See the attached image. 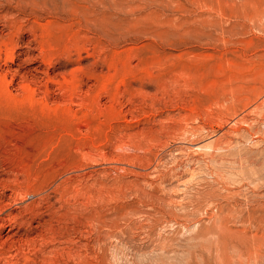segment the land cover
<instances>
[{"label": "rangeland", "instance_id": "rangeland-1", "mask_svg": "<svg viewBox=\"0 0 264 264\" xmlns=\"http://www.w3.org/2000/svg\"><path fill=\"white\" fill-rule=\"evenodd\" d=\"M0 264H264V0H0Z\"/></svg>", "mask_w": 264, "mask_h": 264}, {"label": "bare ground", "instance_id": "bare-ground-1", "mask_svg": "<svg viewBox=\"0 0 264 264\" xmlns=\"http://www.w3.org/2000/svg\"><path fill=\"white\" fill-rule=\"evenodd\" d=\"M69 1H71V0H69ZM67 2V1H66ZM3 7V6H2ZM66 95V94H65ZM64 94H63V96H65ZM76 98V97H75ZM70 99V98H69ZM71 99H73L72 97H71ZM74 101V100H73ZM212 147L210 146V145H207V146H204V147H199V149H197V150H203V149H211ZM12 150V149H11ZM12 155V154H11ZM6 156V155H5ZM10 156V155H9ZM9 161V160H8ZM7 161V162H8ZM10 164H12V163H10Z\"/></svg>", "mask_w": 264, "mask_h": 264}]
</instances>
